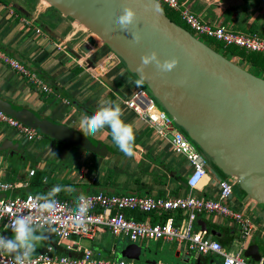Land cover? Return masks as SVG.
<instances>
[{"label": "crops", "instance_id": "obj_1", "mask_svg": "<svg viewBox=\"0 0 264 264\" xmlns=\"http://www.w3.org/2000/svg\"><path fill=\"white\" fill-rule=\"evenodd\" d=\"M245 1L242 8H229L213 0H181L187 9L206 24L225 26L230 31L264 39V0ZM40 25H44L51 35L43 32ZM37 30H40V34L36 33ZM0 43L13 49L39 69L40 79L51 89L48 94L42 93L26 78L0 61V98L41 111L52 120L68 125L82 134L84 133L80 129V121L87 114L69 104L60 93L63 91L92 113L111 101L120 105L124 113L122 120L135 133L134 155L131 156L120 151L108 129L94 136L88 135L111 148L112 155L109 158H100L43 136L28 144L16 131L0 123V140L14 141L24 151L23 155L14 154L12 157L0 159V180L15 186L9 195L35 194L45 198H66L75 202L83 195L76 194L73 188L88 186L108 188L115 195H129L128 192H133L136 196L148 197L144 192H151L154 197L167 198L189 194L188 189L180 184V180L185 174L187 179L191 167L183 156L176 155L171 150V141L177 128L171 127L164 135L159 136L126 107L125 102L136 91L145 90L136 86V77L86 29L40 0H0ZM76 49L95 69H88L83 61L78 62L73 57L72 53ZM248 67L252 68L250 65ZM254 69L264 75V71ZM30 170L35 171L32 177L28 174ZM220 179L222 177L210 169L207 179L198 191L206 193L210 198H216ZM50 182H53V186L47 187ZM56 186L62 188L58 194L51 191ZM228 205L233 210L244 212L249 220L259 225L260 231L252 243L258 240L264 245V206L247 201L240 189L236 193L233 190ZM130 213L132 212L127 215L132 217ZM145 216L142 221L158 223L163 220L156 214ZM208 217L209 220L206 219ZM229 222L228 219L203 215L197 218L194 229L196 232L208 231V227H211L220 234L219 237L211 236L212 239L222 246L227 244V247H223L228 251L236 241V235L231 229L238 231ZM3 235L11 237L13 233L4 229ZM42 236L45 238L41 245L37 243L34 254L55 244L51 233H43ZM80 240H76L80 249H88L103 259L109 257L108 260H117L116 243L121 239H114L107 231L100 230L92 240L82 239L90 244L85 245ZM56 250L58 254L66 253L61 248ZM175 256H182L186 264L220 262L215 255L196 258L185 247L179 249L176 244Z\"/></svg>", "mask_w": 264, "mask_h": 264}, {"label": "water", "instance_id": "obj_2", "mask_svg": "<svg viewBox=\"0 0 264 264\" xmlns=\"http://www.w3.org/2000/svg\"><path fill=\"white\" fill-rule=\"evenodd\" d=\"M40 1L96 37L136 79L141 76L137 68L141 65L142 56L155 52L161 63L175 60V66L167 72L159 70L154 63L145 66L144 88L172 119L174 126L180 128L201 150L207 161L222 175L235 181L247 201L264 206L263 78L253 75L237 58H226L172 22L157 0ZM213 1L229 8H242L246 2ZM12 6L18 10L16 6ZM126 7L136 14L128 32L117 24ZM40 28L51 35L44 25H40ZM132 34L140 36L138 43L133 42ZM0 51L40 79L39 69L19 53L1 43ZM72 55L78 62L83 61L88 69H95L78 49ZM102 80L109 84L105 78ZM60 95L85 114H94L63 91ZM0 112L49 140L84 150L100 158L112 155L111 148L104 143L54 121L27 105L0 98ZM14 154H24L20 144L9 139L0 140V159ZM180 184L188 189L186 178L181 179ZM73 191L79 195L114 193L108 188L90 186L73 188ZM193 193L205 199L218 198H210L206 193L196 190ZM144 195L154 197L151 192H144ZM8 197L9 193L0 195V199ZM207 230L212 237L220 236L211 227ZM125 251L127 258L137 262H159L158 254L152 249L129 244ZM243 256L255 263L263 260L264 264V245L259 241L249 244Z\"/></svg>", "mask_w": 264, "mask_h": 264}, {"label": "built area", "instance_id": "obj_3", "mask_svg": "<svg viewBox=\"0 0 264 264\" xmlns=\"http://www.w3.org/2000/svg\"><path fill=\"white\" fill-rule=\"evenodd\" d=\"M161 5L179 13L193 35L212 38L224 45L234 46L250 53L264 55V39L256 35H245L230 31L225 26H211L202 22L199 17L187 9L181 0H157ZM40 34V30L36 31ZM0 61L24 77L37 90L44 94L51 92L38 77L29 70L0 51ZM126 107L143 120L151 129L162 136L166 130L174 127L172 119L157 106L156 101L145 91L138 90L125 102ZM0 123L17 132L28 143L41 139V135L25 127L18 121L0 112ZM174 154L183 156L191 167L187 177L189 194L183 197H143L136 195H119L95 193L79 196L77 200H61L45 198L41 195L26 194L9 195L0 199V235L3 230H11L13 221L18 216H28L29 223L36 231L51 233L55 244L48 245L43 251L31 256V264H148L135 260H108L95 255L88 249H80L76 240H92L100 230H105L114 239L126 240L129 243L143 242L175 243L179 249H185L197 257L218 256L220 262L211 264H263L248 261L243 253L259 233V225L249 220L244 212L233 210L227 203L230 200L235 181L232 178H222L218 181L217 200L205 199L195 195L207 179L208 162L201 150L179 131H175L171 141ZM32 177L35 171L30 170ZM15 186L0 180V195L10 193ZM45 201L55 204L54 211H46L39 207ZM87 204L85 222L81 226L75 219L77 207ZM136 212L145 215L156 214L163 218L158 223L149 220L138 221L127 215ZM216 216L228 219L239 232V249L236 253L228 252L219 242L203 230L196 232L194 224L199 216ZM57 248L66 253H78L79 256L58 254ZM75 253V254H76ZM0 264H15V254L0 252ZM155 264H162L159 262Z\"/></svg>", "mask_w": 264, "mask_h": 264}, {"label": "clouds", "instance_id": "obj_4", "mask_svg": "<svg viewBox=\"0 0 264 264\" xmlns=\"http://www.w3.org/2000/svg\"><path fill=\"white\" fill-rule=\"evenodd\" d=\"M135 19V12L131 8L126 7L123 9V14L119 16L117 24L123 31L128 32ZM132 39L133 42L138 43L140 36L138 34H132ZM152 63L159 70L167 72L172 70L176 61L172 60L171 62L165 61L161 63L155 52L142 56L141 65L137 68V71L141 73L140 78L135 81L137 87H143L145 83L143 69ZM123 115L124 113L120 105L109 101L106 102V106L100 108L93 115H85L80 121V129L85 135L93 136L105 129L110 130L113 142L120 151L125 155L131 156L134 155L133 145L135 133L132 127L122 120ZM61 190L62 188L60 186L51 189L52 192L57 194ZM79 199L81 201L85 200L83 196ZM38 206L49 212L55 209V204L52 201H45ZM86 212V203L78 205L75 219L81 226L85 222ZM29 219L28 216H18L11 225L13 235L11 237L0 235V252L14 253L15 264H31L30 258L36 250L37 243L45 238L36 233L35 228L29 223Z\"/></svg>", "mask_w": 264, "mask_h": 264}, {"label": "rangeland", "instance_id": "obj_5", "mask_svg": "<svg viewBox=\"0 0 264 264\" xmlns=\"http://www.w3.org/2000/svg\"><path fill=\"white\" fill-rule=\"evenodd\" d=\"M163 7H165L164 5H162ZM196 37H198L200 40H202L203 42L207 43L210 45V40H208L206 37L204 36H199V35H195ZM247 70H249L253 75L260 77V78H264V75L261 74L260 72H258L257 70H255L254 68H250L248 66L245 67ZM145 92L149 95V93L147 92V90L144 88ZM150 96V95H149ZM157 106L160 108V106L157 104ZM161 109V108H160ZM181 133H184L180 128L176 127ZM185 134V133H184ZM186 135V134H185ZM46 138V137H44ZM31 143V142H30ZM29 144V143H28ZM208 163V168L209 170H214L215 173H217L220 177L222 178H227L226 176L222 175L215 167L214 165L210 162L207 161ZM187 174L184 175V179L186 178ZM47 187H52L53 186V182H50L48 185H46ZM238 187L236 186V188L234 189V193L238 192ZM207 220H209V217L206 218ZM223 222V221H222ZM197 226V225H196ZM231 227V226H230ZM231 231L233 232V234L236 235V241L233 242L231 244V246L228 248V252L234 254L238 251L239 249V233L237 230L235 229H231ZM38 235H42L43 233H47L45 231H39L36 232ZM52 238L53 235L51 234ZM53 240L55 241V238H53ZM82 243H84L85 245L88 244L89 242L86 240H80ZM258 241V240H256ZM42 244V241L39 242V245ZM90 244V243H89ZM117 252H116V259L117 260H133L130 258H127L126 255V251H125V247L127 245H129V243L126 240H121L118 241L117 243ZM139 245L141 247H144L146 249H152L155 250L156 253L158 254L157 258L160 261V263L162 264H186L183 259L182 256L177 258L175 256V243H165V242H143V243H139ZM190 264H193V262H190Z\"/></svg>", "mask_w": 264, "mask_h": 264}, {"label": "trees", "instance_id": "obj_6", "mask_svg": "<svg viewBox=\"0 0 264 264\" xmlns=\"http://www.w3.org/2000/svg\"><path fill=\"white\" fill-rule=\"evenodd\" d=\"M165 6V5H164ZM166 16L174 23L180 25L181 27H183L184 29H186L187 31H189L191 34H193V32L190 30V28L180 20L179 17V13L168 8L167 6L163 7ZM198 38V37H197ZM208 40H210V45L205 43L206 45H208L209 47H211L213 50H215L218 53H221L223 56H225L228 59L231 58H237L240 62V64H244L246 66L250 65L252 68H259L260 70L264 71V56L261 54H257V53H250V52H246L245 50L239 49L237 47L234 46H228V47H224V45L212 38H208L206 37ZM61 200H67L66 198H61L58 197ZM129 215H131L134 219L138 220V221H142L144 220L145 214H141V213H135L132 212ZM224 247H227V244L223 245ZM66 255L69 256H79L78 254H72V253H65ZM212 257V256H210ZM105 259H109V257H106ZM115 259V258H113ZM206 264V263H205Z\"/></svg>", "mask_w": 264, "mask_h": 264}]
</instances>
